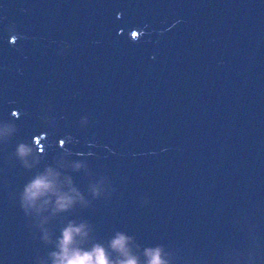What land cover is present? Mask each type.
Listing matches in <instances>:
<instances>
[{
  "label": "water",
  "instance_id": "water-1",
  "mask_svg": "<svg viewBox=\"0 0 264 264\" xmlns=\"http://www.w3.org/2000/svg\"><path fill=\"white\" fill-rule=\"evenodd\" d=\"M49 167L82 199L25 216ZM69 220L142 264H264V0H0V264H53Z\"/></svg>",
  "mask_w": 264,
  "mask_h": 264
},
{
  "label": "clouds",
  "instance_id": "clouds-1",
  "mask_svg": "<svg viewBox=\"0 0 264 264\" xmlns=\"http://www.w3.org/2000/svg\"><path fill=\"white\" fill-rule=\"evenodd\" d=\"M31 152L32 149L25 144H20L17 148V156L26 168L30 166L25 158ZM77 199H82V196L72 187L71 180L68 181V190L65 191L64 185L59 182V174L53 173L50 167L29 179L19 196L20 208L25 216H28L29 209L40 213L49 205L52 206L53 215L69 212L74 208ZM86 228V223L77 224L74 220H69L61 227L56 238V250L49 254L53 264H142L129 247L132 237L123 232H116L109 239L107 247L99 242L85 247L78 237L87 235ZM144 256L143 264H165L159 247L146 248Z\"/></svg>",
  "mask_w": 264,
  "mask_h": 264
}]
</instances>
